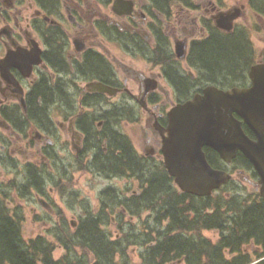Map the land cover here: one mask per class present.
I'll list each match as a JSON object with an SVG mask.
<instances>
[{
  "label": "flooded vegetation",
  "instance_id": "flooded-vegetation-1",
  "mask_svg": "<svg viewBox=\"0 0 264 264\" xmlns=\"http://www.w3.org/2000/svg\"><path fill=\"white\" fill-rule=\"evenodd\" d=\"M118 1L0 0L1 161L23 171L18 189L35 191L49 214L54 206L43 186L55 165L72 187L76 174L108 180L95 210L110 213L116 227L123 217L132 221V210L154 213L134 198L165 169L161 146L170 110L207 86L229 88L225 76L209 80L196 45L244 30L251 39L250 23L237 22L247 12L260 21L256 34L264 31V0H234L230 7L224 0ZM236 6L241 13L233 28H220L218 16ZM177 45L185 47L182 57ZM254 51L253 63H264V44ZM217 157V168L246 171ZM253 173L242 179L256 190Z\"/></svg>",
  "mask_w": 264,
  "mask_h": 264
},
{
  "label": "trees",
  "instance_id": "trees-1",
  "mask_svg": "<svg viewBox=\"0 0 264 264\" xmlns=\"http://www.w3.org/2000/svg\"><path fill=\"white\" fill-rule=\"evenodd\" d=\"M251 45L245 30L239 35H213L196 45L194 56L209 80L225 76L228 87L243 86L255 59ZM204 150L208 162L216 167L218 154L208 147ZM232 162L246 171L252 169L241 153ZM154 173L159 174L154 184L149 182L142 194L133 197L154 212L147 215V221H141V228L119 227L112 236V231L105 227L110 222L107 214L88 213L72 231L59 234L60 231L50 230L65 248L59 258L53 256V242L41 236L24 238L21 211L15 209L12 213L4 202L10 193V187L6 186L4 191L0 190V264H129L127 248L132 244L144 247L139 264H246L250 257L244 247L251 244L257 258L264 256V198L257 192L252 202L251 198L246 202L236 196L209 202V197L178 191L164 168ZM253 176L257 177L255 172ZM129 214L142 217L134 210ZM211 229L220 232L214 244L200 233ZM225 250L232 256L226 258ZM254 264H264V259Z\"/></svg>",
  "mask_w": 264,
  "mask_h": 264
},
{
  "label": "water",
  "instance_id": "water-1",
  "mask_svg": "<svg viewBox=\"0 0 264 264\" xmlns=\"http://www.w3.org/2000/svg\"><path fill=\"white\" fill-rule=\"evenodd\" d=\"M240 13V7L222 12L217 25L230 30ZM184 48L175 47L180 57ZM248 77L247 87L223 90L207 86L202 94L177 104L168 113L161 151L164 166L181 191L208 196L231 179L230 173L207 161L203 147L208 146L226 163L240 151L257 173V189L264 198V63L251 65ZM242 123L254 138L246 134Z\"/></svg>",
  "mask_w": 264,
  "mask_h": 264
},
{
  "label": "rangeland",
  "instance_id": "rangeland-1",
  "mask_svg": "<svg viewBox=\"0 0 264 264\" xmlns=\"http://www.w3.org/2000/svg\"><path fill=\"white\" fill-rule=\"evenodd\" d=\"M234 0H224V6H233ZM240 24L244 25L249 24L251 29L253 30L251 33L252 43L255 49H261L264 41V31L260 30L257 34L254 30V26L257 27L259 19L253 17L250 12H247L245 15V19L240 18L237 20ZM262 25V23H260ZM247 26V25H246ZM239 83V81L234 82ZM62 153H59L61 156ZM236 165V163H234ZM229 169H234L233 164L228 166ZM51 178L47 180V183L43 186V192L49 191L50 199L53 202L54 212L47 213L41 207H39L36 203V199L34 196L35 191L29 190L26 192V196H22V194L18 193L17 181L19 179L24 180L23 171H18L8 162L1 161L0 159V190L4 191L5 187H10L9 195L4 199L7 208L14 213L16 209L18 212L21 211V230L25 239H34L38 236L44 237L45 239L53 242L55 244V248L53 250V256L55 258H59L61 255L65 253V248L60 245L58 239L51 234L50 230L60 231L59 234H64L66 230L72 231L71 221H77L76 225L80 222L81 218L88 213L97 214V193L99 189L103 188L106 184H109L108 180H105L101 177L92 178L90 174H84L80 176L76 174V177H73V180H77L75 186L66 185L67 181H64L61 176V167L59 165H55L50 170ZM248 175V171H244L242 174H237L234 172L233 179L229 184H226L222 187V189L214 192L209 198L210 201H216L220 197H227L230 199L232 196L239 197L241 200H245L246 202L251 198V202L254 194L256 193L254 186L248 183L246 180L242 179V176ZM14 182L11 186L10 183ZM123 184L124 182L121 181ZM122 183L118 184L123 187ZM134 184H137L134 182ZM49 187H52V191L49 190ZM135 188V187H133ZM37 192H40L37 190ZM68 195V197H66ZM66 197V198H65ZM250 201V200H249ZM250 202V203H251ZM20 207L21 209H19ZM36 211L33 212L32 210ZM224 209V208H222ZM109 216V223L105 227L112 231V236H115L118 233L119 227H122L125 230L128 229H139L142 227L141 221H147L146 212L140 213L142 215L141 219L137 216L132 219V221L125 222L127 219L122 218L121 226H114V222L110 218V213H106ZM116 216V215H113ZM62 225L67 226L66 230H62ZM164 225V224H163ZM162 225V226H163ZM158 226L159 229H162ZM153 227H155L153 225ZM204 237L210 239L212 243H216L219 239V232L217 229L213 230H202L200 232ZM246 251H248V255L250 258L254 256V247L245 246ZM128 253L130 252L129 264H139L140 256L139 254L144 249L143 246L139 244H132L128 248ZM226 256L229 254V251L225 252ZM255 258V256H254ZM171 264H180V263H171Z\"/></svg>",
  "mask_w": 264,
  "mask_h": 264
},
{
  "label": "bare ground",
  "instance_id": "bare-ground-1",
  "mask_svg": "<svg viewBox=\"0 0 264 264\" xmlns=\"http://www.w3.org/2000/svg\"><path fill=\"white\" fill-rule=\"evenodd\" d=\"M212 83H214V82H212ZM220 84V83H219ZM223 84V83H222ZM132 159V158H131ZM136 168V167H135ZM133 172V171H132ZM152 173V172H151ZM100 174V173H99ZM106 174V173H105ZM132 174V173H131ZM144 174V173H143ZM142 174V175H143ZM152 174H154V173H152ZM133 176V175H132ZM148 178V177H147ZM139 180H142V179H139ZM147 181H148V179H146ZM141 182V181H140ZM146 187V186H145ZM110 194V193H109ZM111 197V196H110ZM117 197V196H116ZM110 199V198H109Z\"/></svg>",
  "mask_w": 264,
  "mask_h": 264
}]
</instances>
